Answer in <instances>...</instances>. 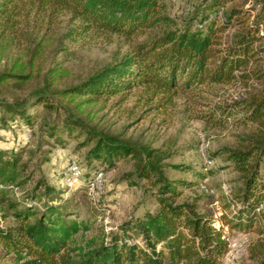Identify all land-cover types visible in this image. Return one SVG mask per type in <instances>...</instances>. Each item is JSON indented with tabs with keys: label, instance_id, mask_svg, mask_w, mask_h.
<instances>
[{
	"label": "trees",
	"instance_id": "16d2710c",
	"mask_svg": "<svg viewBox=\"0 0 264 264\" xmlns=\"http://www.w3.org/2000/svg\"><path fill=\"white\" fill-rule=\"evenodd\" d=\"M234 2L209 0L198 22L197 16H190L178 25L164 14L161 0H0V42L25 38L31 19L52 25L61 16H68L65 38L70 41L90 34L135 40L119 60L54 91L78 100L75 108L112 98L121 103L133 91L141 93L145 104L157 100L156 107H165L178 93L246 87L247 95L214 106L199 118L214 126L233 119L249 128L239 148L225 150L242 186L224 200L221 219L230 230L258 236L250 256L253 264H264V210H258L264 201V14L227 8ZM23 79L1 72L0 86ZM36 99L51 109L47 96L38 93ZM77 131L86 137L81 144L91 145L89 161L110 168L126 158L137 162V177L151 182L157 209L123 222L86 250L71 248L72 239L90 226L64 205L62 194L41 182L29 192L22 190L29 180L25 163L19 154L0 150V213L2 219L7 211L14 218L12 225L0 226V245L9 256L0 264H223L229 240L211 217L198 211L196 200L183 198L192 182L163 175L168 167L196 176L188 165H161L157 150H139L69 114L60 125L47 128L51 137L65 132L75 137ZM75 251L74 259L70 253Z\"/></svg>",
	"mask_w": 264,
	"mask_h": 264
},
{
	"label": "rangeland",
	"instance_id": "374dc122",
	"mask_svg": "<svg viewBox=\"0 0 264 264\" xmlns=\"http://www.w3.org/2000/svg\"><path fill=\"white\" fill-rule=\"evenodd\" d=\"M161 1L164 14L178 25L190 16H197L198 22L209 2ZM231 6L251 9L252 16L264 14V0H235L227 8ZM68 27V16L59 17L52 25L31 19L25 38L0 42V73L13 72L26 77L0 86V150L8 155L19 154L25 163L29 180L21 189L29 192L41 182L62 194L64 205L74 209L78 220L90 226L89 231L80 232L72 239L71 248L86 250L90 242L98 244L101 239L106 240L123 222L157 209L151 182L137 177V162L126 158L110 168L87 159L91 145L81 144L86 137L80 131L75 137L66 132L54 137L48 134V127L54 123L60 125L69 114L86 127L139 150H157L161 165H188L196 176L168 167L163 168V175L192 182L191 187L183 190V198L196 200L198 211L211 217L213 225L221 228L229 240V252L223 264H253L250 249L258 236L230 230L221 219L224 200L242 186L239 173L226 159L225 150L239 148L249 128L235 124L233 119L214 126L199 118L214 106L247 95L248 89L242 85H222L178 93L165 107H156L157 100L145 104L141 93L133 91L121 103L112 98L103 104L75 108L78 100L70 101L54 91L119 60L132 49L135 40L90 34L70 41L65 38ZM38 93L47 96L51 109L37 103ZM202 140L208 142L204 153L199 149ZM70 160L83 169L84 180L103 170V182L92 195L85 187L69 189L62 181V171ZM5 216L0 219L3 228L14 223L9 211ZM77 253L70 256L75 259ZM7 259L9 256L0 245V260Z\"/></svg>",
	"mask_w": 264,
	"mask_h": 264
},
{
	"label": "built area",
	"instance_id": "2783aa9c",
	"mask_svg": "<svg viewBox=\"0 0 264 264\" xmlns=\"http://www.w3.org/2000/svg\"><path fill=\"white\" fill-rule=\"evenodd\" d=\"M207 148L208 142L202 140L199 147L200 151L204 153L206 152ZM61 176L62 181L69 189L85 187L89 195H92L96 189L101 186L104 179L103 170H98L97 172L93 173L90 178L84 180L83 169L75 160H70L66 164ZM260 209H263V203L260 205L258 210Z\"/></svg>",
	"mask_w": 264,
	"mask_h": 264
}]
</instances>
